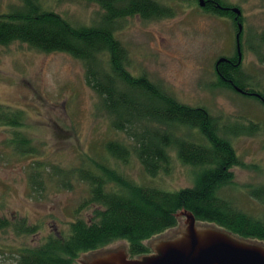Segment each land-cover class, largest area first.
<instances>
[{
    "label": "rangeland",
    "instance_id": "rangeland-1",
    "mask_svg": "<svg viewBox=\"0 0 264 264\" xmlns=\"http://www.w3.org/2000/svg\"><path fill=\"white\" fill-rule=\"evenodd\" d=\"M35 1L76 26H89L101 14L99 6L87 0ZM156 1L167 8V14L150 18L132 15L116 22L114 36L126 50L128 69L133 74L143 72L177 101L203 108L219 128L247 123L259 127L251 134L223 133L239 164L229 168L230 181L216 193L257 217L264 204L253 198L249 189L264 185V106L220 84L213 68L218 58L235 53L231 20L202 9L197 0ZM219 1L240 12L237 79L264 92V41L260 40L264 34V0ZM19 4V0H0V14ZM97 103V96L84 82L81 62L69 54L38 51L19 41L0 45V105L22 113L20 125L0 124V217L10 223L0 229V264H18L20 248L36 247L48 235L65 233L69 221L89 216L90 208L79 206L88 196L87 184L74 180L70 188H63L52 166L77 167L87 163V157L105 156L103 145L109 139L132 143L123 132L112 130ZM179 129V135L194 143H206L197 132ZM17 136L25 137L31 148L16 149ZM169 151L167 171L153 177L144 174L132 153L125 162L113 164L138 184L165 191L191 185L197 168L180 162L174 151ZM36 172L40 173L39 186L31 181ZM177 218L174 227L143 244L149 248L159 239L175 236L185 220L184 215ZM20 224L35 230L22 233ZM197 224L222 230L212 224ZM245 241L264 246L261 241ZM117 247L129 258L140 257L128 255L126 242L115 240L80 254L72 264H88L97 253L117 252Z\"/></svg>",
    "mask_w": 264,
    "mask_h": 264
},
{
    "label": "trees",
    "instance_id": "trees-1",
    "mask_svg": "<svg viewBox=\"0 0 264 264\" xmlns=\"http://www.w3.org/2000/svg\"><path fill=\"white\" fill-rule=\"evenodd\" d=\"M19 1L18 6L0 14V45L19 41L38 51L64 52L79 60L84 82L97 96L96 108L107 117L112 130L123 132L132 143L109 139L103 145L105 156L87 157L88 162L77 167L52 166L63 188H70L74 180L87 184L88 196L79 206L89 207L90 214L69 221L65 233L48 235L36 247L20 248L18 264H72L80 254L99 250L115 240L126 242L130 256L142 255L149 252L143 241L174 227L181 210L193 212L198 222L264 243V210L257 217L249 215L216 194L221 185L230 181L229 168L239 164L223 133L251 134L259 127L247 123L219 128L216 119L203 108L177 101L143 72L131 73L126 50L114 36L119 19L132 15L159 17L168 13L167 8L156 0H87L96 3L101 14L89 26H76L58 13L41 8L35 0ZM214 1L219 6L229 5ZM204 10L229 19L234 16L227 9L208 3ZM231 23L236 31L232 19ZM260 40L264 41L263 33ZM217 70L246 93L221 80L220 84L264 106V92L237 79L238 66L231 68L220 63ZM21 118L19 110H7L0 105V124L20 125ZM179 128L197 132L206 143H194L179 135ZM14 139L16 149L31 148L25 137ZM169 150L174 151L180 162L197 168L191 185L165 191L138 184L113 164L125 162L132 153L144 174L153 177L159 171H167ZM38 173L31 175L35 186H39ZM249 194L264 204V185L250 188ZM9 224L0 217V229ZM20 226L22 233L35 230L34 226Z\"/></svg>",
    "mask_w": 264,
    "mask_h": 264
},
{
    "label": "water",
    "instance_id": "water-1",
    "mask_svg": "<svg viewBox=\"0 0 264 264\" xmlns=\"http://www.w3.org/2000/svg\"><path fill=\"white\" fill-rule=\"evenodd\" d=\"M198 4L201 6L202 0ZM230 11L234 17L240 14L236 7ZM239 32L238 24L234 36L238 56ZM223 60L218 58L215 65ZM179 215L185 217L183 227L172 238L153 242L150 253L130 259L117 247V252L97 253L88 264H264V246L247 242L245 238L237 240L236 235L227 231L198 225L193 212L181 210Z\"/></svg>",
    "mask_w": 264,
    "mask_h": 264
},
{
    "label": "flooded vegetation",
    "instance_id": "flooded-vegetation-1",
    "mask_svg": "<svg viewBox=\"0 0 264 264\" xmlns=\"http://www.w3.org/2000/svg\"><path fill=\"white\" fill-rule=\"evenodd\" d=\"M198 1V0H197ZM203 3L204 4H202V9H204V8H206V3H208L209 5H212V6H216V7H218V8H221V9H227L228 11H230L231 10V8H232V6L231 5H227V6H219L214 0H203ZM231 12V11H230ZM222 17H224V16H222ZM232 21H233V23H234V26H235V28H236V31H235V34L237 33V26H238V24L240 25V32H241V30H242V21H241V17H240V15L239 16H237V17H234V16H232ZM230 19V20H231ZM231 25H232V23H231ZM240 32H239V35H240ZM235 34H234V36H235ZM240 37V36H239ZM238 37V46H239V56H238V54H237V50H236V43H235V39H234V49H235V53H233V55H231L230 57H231V60H229L228 59V57H225L224 58V60L222 61V62H220V63H227L228 65H230V67L231 68H235V67H237V66H239L240 65V41H239V38ZM220 63H218V64H220ZM218 64H214L213 65V68H214V72H215V75L217 76V78H218V80H221L224 84H227L228 86H230L231 88H233V89H235V86H234V84L232 83V81H231V79L230 78H224V77H222V76H220L219 74H218V70H217V66H218ZM244 93H246V92H244ZM248 94V93H247ZM151 252V247H149V252L148 253H150ZM148 253H145V254H142V255H146V254H148ZM129 255V254H128ZM142 255H137V256H134V257H138V256H142ZM131 257H133V256H131ZM131 259V258H130Z\"/></svg>",
    "mask_w": 264,
    "mask_h": 264
}]
</instances>
